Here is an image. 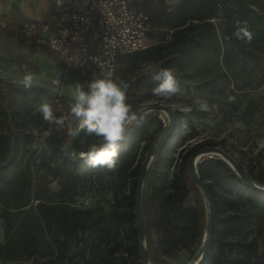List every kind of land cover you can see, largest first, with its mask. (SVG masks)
<instances>
[{"label": "trees", "instance_id": "obj_1", "mask_svg": "<svg viewBox=\"0 0 264 264\" xmlns=\"http://www.w3.org/2000/svg\"><path fill=\"white\" fill-rule=\"evenodd\" d=\"M154 40L144 49L117 57L114 77L129 84L133 110L146 105L154 95L155 82L144 65L173 69L180 85L210 96L230 90L237 97L230 114L239 126L264 124V0H145ZM0 35L17 37L24 24L10 22L3 15ZM247 22L254 33L250 44L237 39L236 21ZM32 21H27L30 23ZM30 51L49 48L25 39ZM15 72L35 74L44 69L33 61L5 58ZM58 64L56 77L62 79ZM93 75V74H92ZM92 75L68 73L75 85ZM58 88L57 85H49ZM236 92V93H235ZM47 99L60 116L70 111L64 96L0 76V222L4 235L0 243L1 264H143L135 213V188L145 154L157 145L169 124L154 111L139 112L142 122L129 130L119 149L115 170L91 168L86 161L72 163L64 157L71 135L56 131L34 106ZM190 104V103H189ZM174 124L168 138L151 158L141 193L144 247L150 264H183L175 260L186 252L188 259L200 249L208 205L194 181L188 156L205 146H216L203 138L181 146L173 144L192 138L191 122L177 107H169ZM182 124L187 131L181 133ZM192 127V126H191ZM52 128L47 148L39 145L41 133ZM93 138L81 131L72 153L87 151ZM246 176L264 186V168L243 166ZM198 177L205 185L212 205V225L202 259L197 264H264V191L241 178L222 157L213 155L197 161ZM55 185V188L52 186ZM89 197L106 199L77 206ZM192 264V263H191Z\"/></svg>", "mask_w": 264, "mask_h": 264}, {"label": "built area", "instance_id": "obj_2", "mask_svg": "<svg viewBox=\"0 0 264 264\" xmlns=\"http://www.w3.org/2000/svg\"><path fill=\"white\" fill-rule=\"evenodd\" d=\"M145 0H54L50 21L25 23L18 38L32 39L57 57L63 68L61 82L70 71L82 77L115 71L117 57L150 44L151 23L141 9ZM172 4L177 0H157ZM67 33V35H65ZM89 197L75 205L86 206Z\"/></svg>", "mask_w": 264, "mask_h": 264}, {"label": "clouds", "instance_id": "obj_3", "mask_svg": "<svg viewBox=\"0 0 264 264\" xmlns=\"http://www.w3.org/2000/svg\"><path fill=\"white\" fill-rule=\"evenodd\" d=\"M67 35V33H65ZM233 35L247 44L254 38L247 22L236 21V31ZM101 72L93 73L90 80L75 85L72 93L70 111L57 116L56 110L47 99H43L34 106L35 112L42 115L43 120L55 126L56 131L67 129L71 136L78 135L84 131L92 137L87 151L79 153L81 159L85 160L91 168L106 167L115 170L119 158L121 143L133 125L138 126L142 122L129 102V84L122 78L114 77L111 70L105 71L103 64L97 60ZM22 77L25 88H31L36 80L35 74L27 70ZM146 72L151 73L155 86L151 89L154 96L163 100H171L175 96L183 94L180 81L173 69L161 68L157 70L154 65H144ZM59 83V81H56ZM229 97V102L232 100ZM195 103L199 110L208 112L213 106L208 101L197 97ZM52 128L43 131L34 130L33 135L39 138V145L33 147L47 148L46 140L52 135Z\"/></svg>", "mask_w": 264, "mask_h": 264}, {"label": "rangeland", "instance_id": "obj_4", "mask_svg": "<svg viewBox=\"0 0 264 264\" xmlns=\"http://www.w3.org/2000/svg\"><path fill=\"white\" fill-rule=\"evenodd\" d=\"M0 23H5V19H0ZM19 32L20 30L17 31V36ZM24 41L26 40L24 39ZM153 41L154 40H150L151 43ZM32 58L34 63L44 69V73L42 74L33 73L36 76V80L34 81L35 83L43 84L45 86L57 85L59 89H63L69 93L74 92L75 84L69 80V77L63 82L58 80L56 77L58 62L57 57H52L51 51H35ZM0 74L10 75L17 80L22 81V77L20 76L22 75V71L19 70L18 72H15V67L12 65L0 63ZM56 81H59V83H56ZM185 87L186 84L184 83V85H182L183 94L175 96L171 100H163L162 98L154 96L146 104H159L169 110V107H177L191 122L192 127L190 126L189 129L193 137L188 138L187 140L182 139V141H176L173 144L175 151H178L181 146H184L187 143H192L203 138H209L216 143L215 147H218L225 152L239 167L240 165L238 162H240L243 166L264 168V124L260 126L256 125L250 129L239 126V122L234 120V116L230 114L232 103H234L237 98L234 96V92L225 90L210 96H200V94L193 92L191 87H189V92H187ZM260 90H264V85L259 87V91ZM197 97L207 100L210 106L214 105L215 107L208 112L199 110L195 103ZM229 97L233 98L230 102ZM166 108H149L143 112L154 111L165 123H168L171 120V115L168 113ZM180 130L181 133H185L187 131V126L182 124ZM52 188H55V185H53ZM96 201L102 202L105 206L108 205L107 200L101 198L100 200L89 198V203L87 205H92ZM142 243L144 244V239L142 240ZM188 257V253L183 252L179 258L175 260V262H182L183 264L193 263L194 257L191 259H188ZM148 264L150 263L148 262Z\"/></svg>", "mask_w": 264, "mask_h": 264}, {"label": "water", "instance_id": "obj_5", "mask_svg": "<svg viewBox=\"0 0 264 264\" xmlns=\"http://www.w3.org/2000/svg\"><path fill=\"white\" fill-rule=\"evenodd\" d=\"M0 76H5L8 79L14 81V82H18V83H22L21 81H15L13 80L12 76L10 75H1ZM36 86L42 87V88H46L50 91H53L55 93H57L58 95H62L64 97H66L71 103H72V93H69L68 91H65L63 89H57V88H52L49 86H45L43 84H39V83H33ZM166 108L164 106H161L159 104H149V105H144L139 109L134 110L136 113L139 112H143L146 109H157V108ZM168 113L171 115V120L166 128L165 133L162 135V137L159 139L158 143L156 146H154L150 151H148L145 156L144 159L142 161L141 167H140V172L137 178V182H136V188H135V213H136V225H137V232H138V237L140 240V246H141V255H142V263L143 264H148V258H147V254L145 251V247L144 244L142 243V240L144 238V225H143V219H142V214H141V191H142V186H143V181H144V177H145V173H146V169L147 166L151 160V158L153 157V155L155 154V152L162 146L163 142L168 138L169 133L172 129V126L174 124V115L172 114V112L166 108ZM80 134V133H79ZM78 134V135H79ZM78 135L75 136H70L67 143L65 144L64 147V157L71 161L72 163H79L82 161H85L83 159L80 158V156H75L72 153V146H73V142L75 141V139L78 137ZM213 155H220L223 159L227 160V162L237 171V173L241 176V178L244 180L245 183H247L249 186L259 190V191H264V186H259L255 183H253L245 174L244 170L242 168H240L225 152H223L221 149H219L218 147L215 146H205L202 148H198L196 150H194L192 153H190V155L188 156V163H189V167H190V172L191 175L194 179V181L196 182L197 186L201 188L202 192L204 193L205 199L207 201V205H208V219H207V224H206V229H205V234H204V238H203V242L202 245L200 247V249L198 250V252L196 253V255L194 256V260L192 264H197L203 257L205 250H206V246H207V242H208V238H209V234L211 231V225H212V205H211V201H210V196L209 193L205 187V185L203 184V182L200 180V178L198 177L197 171H196V163L197 161L203 159L204 157H211ZM196 160V161H195Z\"/></svg>", "mask_w": 264, "mask_h": 264}, {"label": "crops", "instance_id": "obj_6", "mask_svg": "<svg viewBox=\"0 0 264 264\" xmlns=\"http://www.w3.org/2000/svg\"><path fill=\"white\" fill-rule=\"evenodd\" d=\"M53 2L54 0H0V15L10 22L21 24L27 21H50ZM34 53L30 51L29 43L24 39L0 36L1 56L33 61ZM3 240L4 235L0 222V243Z\"/></svg>", "mask_w": 264, "mask_h": 264}, {"label": "bare ground", "instance_id": "obj_7", "mask_svg": "<svg viewBox=\"0 0 264 264\" xmlns=\"http://www.w3.org/2000/svg\"><path fill=\"white\" fill-rule=\"evenodd\" d=\"M12 78H13V80H15V81H18L16 78H14L13 76H12ZM196 161V160H195Z\"/></svg>", "mask_w": 264, "mask_h": 264}]
</instances>
